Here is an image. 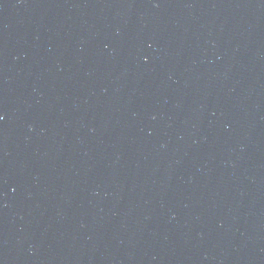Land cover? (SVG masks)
<instances>
[{
  "label": "water",
  "instance_id": "95a60500",
  "mask_svg": "<svg viewBox=\"0 0 264 264\" xmlns=\"http://www.w3.org/2000/svg\"><path fill=\"white\" fill-rule=\"evenodd\" d=\"M0 264H264V0H0Z\"/></svg>",
  "mask_w": 264,
  "mask_h": 264
}]
</instances>
